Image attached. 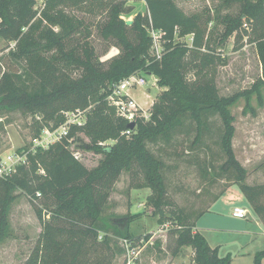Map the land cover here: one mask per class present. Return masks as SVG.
Listing matches in <instances>:
<instances>
[{"label":"trees","instance_id":"1","mask_svg":"<svg viewBox=\"0 0 264 264\" xmlns=\"http://www.w3.org/2000/svg\"><path fill=\"white\" fill-rule=\"evenodd\" d=\"M146 2L148 12H138L133 22L127 24L124 14L129 9L124 0H47L38 17L37 0H0V36L14 43L7 56L22 65L21 71H17L0 62V110H25L36 121L41 116L55 117V128L65 121L64 112L86 110L85 122L73 125L67 137L46 149L37 148L29 154L27 165H18L11 175L0 177V243L10 234L9 210L17 197L13 193L18 190L31 198L42 223L39 238L23 264H116L117 257L124 254L120 239H135L130 232L132 220L127 216L119 219L121 225H113L104 213L113 186L134 163L140 166L149 186L158 192V200L153 204L155 213L161 222H171L174 227L172 254L191 246L198 264H233L230 254L220 256L218 247H212L202 233L195 231L196 221L210 206L197 212L193 219L183 209L173 210L172 220L167 217L163 202L167 194L165 164L147 147V142H170L186 123V131L196 132L194 144H199L207 130L212 129V118L221 120L216 141L225 160L220 171L226 178L239 182L241 192L264 223V183L245 182L247 169L237 159L232 144L235 116L231 107L242 93L221 96L215 80L200 78L215 63L209 29L215 18L210 14H188L175 0ZM263 2L247 3L241 17L226 19L225 23V36H230L243 18L255 22L253 40L262 65V84ZM75 10L104 14L99 34L118 46L120 53L102 63L88 38L73 43L76 34L86 26ZM151 24L166 32L161 60L151 53ZM188 35H192L191 41ZM75 69L80 70L79 76L73 75ZM191 72L193 79L189 77ZM134 74L155 75L166 90L160 101L154 103L151 118L147 121L138 117L128 136L124 132L130 129L129 122L117 114L109 95L114 86ZM261 83L244 92L247 99L255 91L260 93L257 85ZM47 126L48 122L39 124L35 137ZM78 132L88 138V142L81 140L80 149L104 155L94 168L87 167L73 154ZM110 140L115 143L106 145ZM110 230L118 240L108 237ZM103 233L107 236L101 240ZM263 261L264 250L255 254L254 264Z\"/></svg>","mask_w":264,"mask_h":264},{"label":"rangeland","instance_id":"2","mask_svg":"<svg viewBox=\"0 0 264 264\" xmlns=\"http://www.w3.org/2000/svg\"><path fill=\"white\" fill-rule=\"evenodd\" d=\"M124 1L125 7L129 9V12L124 14L127 20L134 19L138 12H148L146 0ZM175 2L188 14H210L215 18L209 24V29L212 30L211 38L216 59L200 78L215 80L221 96L242 93L231 107L235 116L233 149L239 162L247 169L245 182L257 184L264 181V84L259 80L262 65L257 43L253 40L255 22L251 18H243L238 29L232 35L225 36L226 19H238L245 13L247 3L260 5V0H175ZM46 4L47 0H37L35 7L37 17L41 15ZM75 13L84 19L86 26L82 28L81 33L76 34L73 43L88 38L96 51L98 61L102 63L120 53L118 46L103 39L99 34L98 27L104 20V14H91L83 10H75ZM179 40L184 41L183 38ZM9 44L0 36V62L21 71L22 65L14 63L7 56L10 48L14 46V43ZM151 53L154 54V51ZM79 74L80 70L73 71L74 76ZM189 77L195 78L193 72ZM146 78L147 84L133 87L131 93L142 106V112L146 111L147 115L144 117L148 121L154 103L160 101L166 88L155 80V75H148ZM257 83H261L257 85V88L260 87V93L255 91L250 99H247L244 92ZM80 111L82 114L79 117L84 119L86 110ZM38 118L36 121L25 110H0L1 159L15 150L33 147L39 124L48 122L50 126L46 128H55L52 126L55 117ZM210 121L213 123L212 129L207 130L203 142L199 144H194L196 132L186 131L188 123L170 142L163 140L147 142L148 149L165 164L163 168L167 186V194L163 199V202H166L165 212L172 220L173 210L183 209L193 219L197 212L210 206V211H206L196 221L195 231L199 230L198 232L207 238L211 246L218 247L220 256L230 254L233 264H254L255 254L264 250V230L261 225H257V219L252 213L250 214L247 199L242 192L244 199L242 198L238 205L248 209L250 216H247V219H234L231 214L233 205L217 200L229 188L233 187V191H240V188L239 182L226 178L220 171V165L225 160L216 141L221 120L212 118ZM76 137L79 140L72 147L83 153L82 162L87 167H96L104 155L80 149L81 140L88 142V138L81 132H78ZM114 143L115 141L110 140L106 145ZM13 194L17 197L9 210L10 234L0 243V264H23L32 252L43 228L31 198L21 190ZM157 200L158 192L149 186L140 166L134 163L130 170L122 172L113 186L104 216L108 217L113 225H121L123 222H119L120 218L131 216L130 232L132 237H135L132 240L140 252L137 264H192L195 254L191 246H184L178 254H172L176 240L172 233L174 227H171V222L166 224L161 222L159 215L155 213L153 204ZM148 234H152L153 238L148 237ZM101 235V240L107 236L104 233ZM108 237L118 240L112 234V230ZM123 259L124 254L119 255L116 264H122Z\"/></svg>","mask_w":264,"mask_h":264},{"label":"built area","instance_id":"3","mask_svg":"<svg viewBox=\"0 0 264 264\" xmlns=\"http://www.w3.org/2000/svg\"><path fill=\"white\" fill-rule=\"evenodd\" d=\"M148 33L152 40V50L154 51V56L156 60H161L164 53V43L166 32L162 29H156L151 24L148 27ZM191 36L188 35V38ZM155 80L158 78L155 76ZM148 82L146 76L141 75H131L122 81H120L116 86H114L112 93L109 95V100L111 105L116 107L117 114L128 122H135L138 117L146 116V111L142 112V106L139 102L132 96L131 89L135 86H144ZM143 113V114H142ZM65 122L56 128H44L41 135L35 139V145L27 150L23 149L21 151L15 150L11 154H7L0 160V177H6L11 175L16 171L18 165H27L29 160V154L34 152L37 148H48L52 144L61 141L63 138L69 135L71 127L73 125H82L85 122V118L81 119L79 116L82 114L81 111L76 112H64ZM132 129H127L124 134L130 136ZM72 142V139L69 140ZM73 154L76 159L82 161L83 153L80 150H73ZM42 172H44L42 170ZM249 211L245 207L237 206L233 210V215L238 218H246ZM153 238V237H151ZM121 245L124 248V259L122 264H137V259L139 257V247L134 244V241L129 238H123L121 240ZM192 264H198L195 260Z\"/></svg>","mask_w":264,"mask_h":264},{"label":"crops","instance_id":"4","mask_svg":"<svg viewBox=\"0 0 264 264\" xmlns=\"http://www.w3.org/2000/svg\"><path fill=\"white\" fill-rule=\"evenodd\" d=\"M245 167V166H244ZM260 183H264V181H261V182H259V183H257V184H260ZM245 197V196H244ZM242 198H243V196H242V194H241V190L239 191H237V190H235V191H233V187H231V188H229L228 189V191L226 192V193H224L219 199H217L218 201H226L227 202V204H229V205H233V207H232V211H231V214H232V217L234 218V219H247V218H238V217H235L234 215H233V210H234V208L235 207H237V206H240V205H238V202H241L242 201ZM244 199V198H243ZM246 199V198H245ZM216 202V201H215ZM214 202V203H215ZM247 202H248V200H247ZM213 203V204H214ZM225 203V202H224ZM248 205H249V208H250V214L252 213V215H253V217H255L256 219H257V225H261L262 226V228H263V230H264V223L262 222V220L258 217V215L254 212V210L252 209V207H251V205H250V203L248 202ZM211 208V207H210ZM210 208L208 209V212L210 211ZM209 229V228H208ZM196 230H198L197 228H196ZM199 231V230H198ZM213 247V246H212Z\"/></svg>","mask_w":264,"mask_h":264},{"label":"water","instance_id":"5","mask_svg":"<svg viewBox=\"0 0 264 264\" xmlns=\"http://www.w3.org/2000/svg\"><path fill=\"white\" fill-rule=\"evenodd\" d=\"M127 21V24H131L132 22H133V19H128V20H126ZM128 127L130 128V129H134V127H135V122H130L129 124H128Z\"/></svg>","mask_w":264,"mask_h":264}]
</instances>
